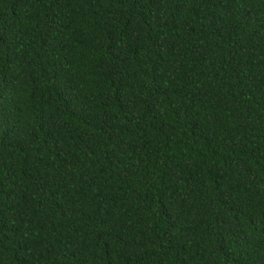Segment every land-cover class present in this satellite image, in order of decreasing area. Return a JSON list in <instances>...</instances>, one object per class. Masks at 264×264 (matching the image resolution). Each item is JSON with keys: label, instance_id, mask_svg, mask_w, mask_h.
I'll list each match as a JSON object with an SVG mask.
<instances>
[{"label": "trees", "instance_id": "16d2710c", "mask_svg": "<svg viewBox=\"0 0 264 264\" xmlns=\"http://www.w3.org/2000/svg\"><path fill=\"white\" fill-rule=\"evenodd\" d=\"M0 264H264V0H0Z\"/></svg>", "mask_w": 264, "mask_h": 264}]
</instances>
